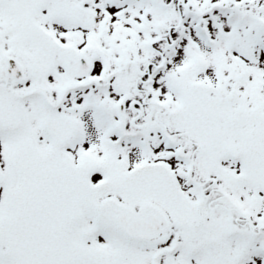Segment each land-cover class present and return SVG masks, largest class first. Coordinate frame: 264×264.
<instances>
[{"label": "snow or ice", "instance_id": "snow-or-ice-1", "mask_svg": "<svg viewBox=\"0 0 264 264\" xmlns=\"http://www.w3.org/2000/svg\"><path fill=\"white\" fill-rule=\"evenodd\" d=\"M0 264H264V0H0Z\"/></svg>", "mask_w": 264, "mask_h": 264}]
</instances>
